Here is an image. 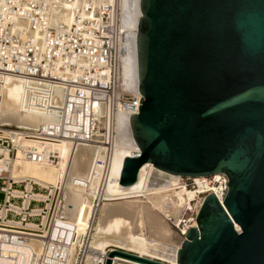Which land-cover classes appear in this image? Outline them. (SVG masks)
Returning <instances> with one entry per match:
<instances>
[{"label": "water", "instance_id": "obj_1", "mask_svg": "<svg viewBox=\"0 0 264 264\" xmlns=\"http://www.w3.org/2000/svg\"><path fill=\"white\" fill-rule=\"evenodd\" d=\"M140 10L130 116L140 154L124 157L119 184L151 162L223 171L228 187L222 201L205 195L176 263L114 247L104 264H264V0H140Z\"/></svg>", "mask_w": 264, "mask_h": 264}, {"label": "built area", "instance_id": "obj_2", "mask_svg": "<svg viewBox=\"0 0 264 264\" xmlns=\"http://www.w3.org/2000/svg\"><path fill=\"white\" fill-rule=\"evenodd\" d=\"M121 5V0H0V74L22 79L26 95L49 116L35 131L16 125L0 127V264L67 263L75 227L57 218L63 187L44 186L31 176L15 177L10 169L16 157L58 163L83 145L110 146L121 117L128 116L130 125L141 94L136 75L129 84L123 79ZM103 121L107 122L106 133L99 135ZM109 151L105 158L97 157L89 170L98 175L91 198L95 212L106 200L103 187ZM139 154V147L130 153ZM74 180L84 186L89 183L86 178ZM181 180L179 185L192 189L194 196L183 204L177 221L172 214L167 219L185 234L207 193L214 192L223 200L228 176L216 171L182 175ZM185 212L190 215L185 217ZM30 221L40 230L31 229ZM45 227H51L49 233ZM90 251V246L79 247L73 264H84ZM101 254L105 256L106 251ZM118 261L112 258L111 264ZM97 264H103V259Z\"/></svg>", "mask_w": 264, "mask_h": 264}, {"label": "bare ground", "instance_id": "obj_3", "mask_svg": "<svg viewBox=\"0 0 264 264\" xmlns=\"http://www.w3.org/2000/svg\"><path fill=\"white\" fill-rule=\"evenodd\" d=\"M121 3L125 32L119 48L123 79L129 84L133 81L134 75L138 77L136 36L141 15L140 0H121ZM48 118L49 116L38 109L26 95L22 79L0 74V124L3 125L0 127L6 129L16 125L35 131L39 124ZM126 122L128 127L125 125ZM106 127L107 122L103 121L99 135L106 133ZM116 130L110 146L101 143L83 145L73 155L63 157L58 163H43L16 157L10 172L15 177L31 176L44 186L60 184L63 187V214H59L57 218L75 227L66 263L73 264L77 249L87 244L84 235L91 224H95L100 213V210L99 213L95 212L91 200L96 191L98 175L89 174L90 166L92 162H96L97 157L105 158L110 149L103 193L109 198L123 197L126 200L104 205L103 220L94 228L96 232L92 233L88 245L100 255L88 257L85 264H97L98 259H103L104 264L108 251L114 248L112 245L136 251L140 255H150L176 263V252L184 234L180 230L176 232L171 229L162 214L171 213L177 221L183 204L194 196V192L179 185L182 182L181 174L166 171L151 162H144L141 165L134 182L119 184L118 177L124 157L130 155L131 150L138 145L133 137L128 116L121 117ZM63 147L65 148L66 144ZM96 166L98 171L101 170L100 165ZM75 178H86L89 183L84 186L75 181ZM37 195L45 196V193L37 192ZM130 197L143 199L131 200ZM165 203L170 204L169 210L164 209ZM29 225L33 230H40L33 221H30ZM191 225H197L196 219L193 218ZM236 226L238 227L237 224ZM43 230L49 233L51 227L48 229L45 227ZM35 244L37 249H40V244ZM104 251L106 254L102 256L101 252ZM112 258L121 260L114 264H130L131 261L147 264L119 255Z\"/></svg>", "mask_w": 264, "mask_h": 264}, {"label": "rangeland", "instance_id": "obj_4", "mask_svg": "<svg viewBox=\"0 0 264 264\" xmlns=\"http://www.w3.org/2000/svg\"><path fill=\"white\" fill-rule=\"evenodd\" d=\"M0 126H3L2 124H0ZM13 126V125H12ZM177 190H179V189H177ZM2 197H3V192L0 190V200L2 199ZM175 198H177V197H175ZM129 199H131V200H136V199H143V197H130ZM145 199V198H144ZM126 200V198H123V197H115V198H109V197H106V200H104L103 202H102V204H101V206H100V213H99V216H98V219L96 220V222H95V224H91V226H90V229L87 231V233L84 235V238H85V244H86V246H88L89 245V242H90V239H91V235H92V233L93 232H96L95 230H94V228L96 227H98V224L99 223H101V221L103 220V210H104V205L106 204V203H120V202H122V201H125ZM164 206V209L165 210H169V208H170V204H166L165 203V205H163ZM166 207V208H165ZM182 212V211H181ZM163 213V212H162ZM59 214L60 215H62L63 214V200H62V204H61V209H60V212H59ZM169 214H171V213H168V215ZM163 216H164V218L166 219V222H168V224L170 225V227H171V229H173L174 231H176V232H179V229H177L168 219H167V217H168V215L166 214L165 215V213H163L162 214ZM188 215H190V212H185L184 213V216L185 217H187ZM165 216H167V217H165ZM176 219H174V221H175ZM87 236H88V239H87ZM83 246V245H82ZM81 247V246H80ZM93 255H100L99 253H96V252H94L92 249H91V251L90 252H88L87 254H86V258H85V262H84V264L87 262V259H88V257H90V256H93Z\"/></svg>", "mask_w": 264, "mask_h": 264}]
</instances>
